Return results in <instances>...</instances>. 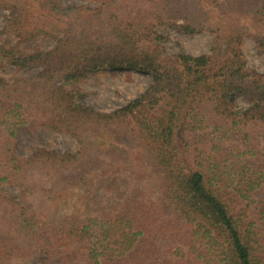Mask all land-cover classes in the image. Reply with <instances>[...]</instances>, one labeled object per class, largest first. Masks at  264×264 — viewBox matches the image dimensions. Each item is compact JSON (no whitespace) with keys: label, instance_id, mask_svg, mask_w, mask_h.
Wrapping results in <instances>:
<instances>
[{"label":"trees","instance_id":"1","mask_svg":"<svg viewBox=\"0 0 264 264\" xmlns=\"http://www.w3.org/2000/svg\"><path fill=\"white\" fill-rule=\"evenodd\" d=\"M88 1L0 0V264H264V72L242 47L264 49V0ZM164 26L214 52L169 55ZM125 68L152 82L111 111L79 100ZM40 129L76 148L21 155Z\"/></svg>","mask_w":264,"mask_h":264},{"label":"rangeland","instance_id":"2","mask_svg":"<svg viewBox=\"0 0 264 264\" xmlns=\"http://www.w3.org/2000/svg\"><path fill=\"white\" fill-rule=\"evenodd\" d=\"M62 2L90 3L88 0H62ZM10 16L11 10L9 8H0V28L6 24ZM161 31L166 35L162 41V45L169 55L180 50L193 54L213 53L214 46L217 43L215 35L208 32L186 34L179 32L172 26H164L161 28ZM53 44L52 40L45 39L38 42V45L43 48H50ZM242 47L248 64L264 72V49L259 47L249 36L245 37ZM227 49L228 46L226 44H220L217 55H224ZM9 77H12V73ZM151 82V74L135 68L98 70L89 73L82 81L84 92L79 95V100L91 104L98 109L111 111L139 95ZM237 101L240 104L246 103L245 99L241 96L237 97ZM76 145V138L69 134L40 129L36 134V138H33L26 131L22 132L21 145L18 148V152L21 155L32 153L35 146H49L62 151L74 150ZM8 188L10 194L14 196L19 195V189L15 186L9 185ZM73 253L75 254L73 255ZM71 257L77 260L81 257V254L78 250H73L68 252V258ZM31 261L34 264L37 263L38 256Z\"/></svg>","mask_w":264,"mask_h":264}]
</instances>
